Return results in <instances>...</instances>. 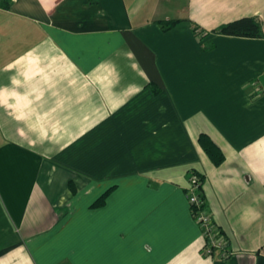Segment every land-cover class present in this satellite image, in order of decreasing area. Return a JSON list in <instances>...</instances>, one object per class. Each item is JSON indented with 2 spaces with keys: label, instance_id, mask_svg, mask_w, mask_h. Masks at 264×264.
Listing matches in <instances>:
<instances>
[{
  "label": "crops",
  "instance_id": "obj_1",
  "mask_svg": "<svg viewBox=\"0 0 264 264\" xmlns=\"http://www.w3.org/2000/svg\"><path fill=\"white\" fill-rule=\"evenodd\" d=\"M241 17L264 0H0V264H264V37L217 32Z\"/></svg>",
  "mask_w": 264,
  "mask_h": 264
},
{
  "label": "trees",
  "instance_id": "obj_2",
  "mask_svg": "<svg viewBox=\"0 0 264 264\" xmlns=\"http://www.w3.org/2000/svg\"><path fill=\"white\" fill-rule=\"evenodd\" d=\"M174 23V20L162 22V26L167 28ZM220 34L226 35H237V36H248V37H262L261 25L255 19L251 17H241L236 20H232L228 23L221 25L218 30ZM198 143L203 151L207 154L209 159L215 165L222 163L224 155L220 147L205 133H200L198 136ZM197 176V187L200 189L202 187L201 180L202 177L193 172ZM106 194L101 196L92 204V206L100 205L104 203Z\"/></svg>",
  "mask_w": 264,
  "mask_h": 264
},
{
  "label": "built area",
  "instance_id": "obj_3",
  "mask_svg": "<svg viewBox=\"0 0 264 264\" xmlns=\"http://www.w3.org/2000/svg\"><path fill=\"white\" fill-rule=\"evenodd\" d=\"M261 31L264 37V18L261 21ZM197 176L192 175L190 183L187 186V199L189 201L192 214L199 224L202 236L206 242V248L209 251L218 250L222 256L229 254L226 249V240L220 237V234L205 208V200L197 187Z\"/></svg>",
  "mask_w": 264,
  "mask_h": 264
}]
</instances>
